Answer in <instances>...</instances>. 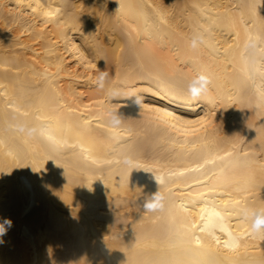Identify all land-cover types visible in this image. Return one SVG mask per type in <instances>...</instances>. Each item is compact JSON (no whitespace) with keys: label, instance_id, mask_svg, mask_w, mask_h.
Instances as JSON below:
<instances>
[{"label":"bare ground","instance_id":"obj_1","mask_svg":"<svg viewBox=\"0 0 264 264\" xmlns=\"http://www.w3.org/2000/svg\"><path fill=\"white\" fill-rule=\"evenodd\" d=\"M244 209L264 0H0V264H264Z\"/></svg>","mask_w":264,"mask_h":264},{"label":"clouds","instance_id":"obj_2","mask_svg":"<svg viewBox=\"0 0 264 264\" xmlns=\"http://www.w3.org/2000/svg\"><path fill=\"white\" fill-rule=\"evenodd\" d=\"M103 75L104 74H102V78ZM208 83H209V77H207L204 74H199L191 81H189L187 85V92L193 98L200 97L207 92ZM134 102L136 104H139L138 99H135ZM163 200H164L163 194L158 191L152 196L146 198L144 208L148 211L156 210L157 208L162 207ZM243 214L245 219L251 221L250 228L252 233L255 234L264 231V210L257 211V210L244 209ZM5 224L10 227L11 221L5 220L3 224H0V236H3L6 232Z\"/></svg>","mask_w":264,"mask_h":264},{"label":"snow or ice","instance_id":"obj_3","mask_svg":"<svg viewBox=\"0 0 264 264\" xmlns=\"http://www.w3.org/2000/svg\"><path fill=\"white\" fill-rule=\"evenodd\" d=\"M48 15H51V13H48ZM164 115H166V116H171L172 114H171V113H167V112H165Z\"/></svg>","mask_w":264,"mask_h":264}]
</instances>
